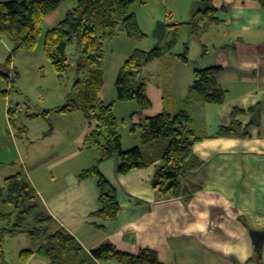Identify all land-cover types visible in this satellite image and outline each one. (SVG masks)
<instances>
[{"label":"crops","instance_id":"crops-1","mask_svg":"<svg viewBox=\"0 0 264 264\" xmlns=\"http://www.w3.org/2000/svg\"><path fill=\"white\" fill-rule=\"evenodd\" d=\"M160 2L169 12L165 19L155 12L144 23L147 32L133 12L150 43L156 41L150 33L158 19L166 24L159 45L174 43L142 68L151 106L131 116L134 106L130 127L164 109L175 112L191 99L190 111L203 136L193 145L202 165L186 180L196 189L173 198L160 196L152 185L155 163L120 174L117 159L111 158L99 163L98 169L114 188L120 210L109 221L95 216L100 209L97 180L79 177L99 157V149L91 148L96 145L84 144L90 130L86 119L80 130L65 136L51 127L35 133L31 126L22 127L26 136L20 137L19 147L14 146L13 159L7 162V149L0 144V171L9 169L0 185L20 173L55 224L87 250L109 242L128 255L151 252L162 264H264V241L260 256L256 255L249 234L250 229L264 230V7L258 0ZM206 8H211L209 15L202 13ZM174 23L183 24L170 27ZM211 66L219 68L214 79L226 91L222 104H201L189 92L194 70ZM104 75L103 71L98 97L105 102ZM233 121L235 135L218 134ZM85 147L95 152L84 153ZM22 249L12 264L48 263L36 252L22 262Z\"/></svg>","mask_w":264,"mask_h":264},{"label":"trees","instance_id":"trees-1","mask_svg":"<svg viewBox=\"0 0 264 264\" xmlns=\"http://www.w3.org/2000/svg\"><path fill=\"white\" fill-rule=\"evenodd\" d=\"M64 1L0 0V39L10 45L6 63H10L16 52L35 49L46 15L57 10ZM258 1L264 7V0ZM133 2L76 0L75 6L67 9L64 16L46 31L43 42L44 53L59 77L71 66L66 56L69 45H74L80 53L75 66L77 70H89L84 81L75 82L77 93L56 110H80L88 122L90 130L84 144L96 145L99 157L95 164L83 169L79 177L96 178L100 209L94 215L105 221L113 220L120 207L114 188L98 169L99 163L116 158L120 174L155 163L152 185L158 195L166 198L194 191L195 186L186 184L187 176L202 165L193 150L194 143L203 136L198 134L190 111L191 99H187L183 107L175 112L164 109L159 114L131 125L130 132L138 134L139 144L125 150L118 132L119 122L113 113V103H105L98 97L104 83L103 41L120 31L133 40L146 36L135 14L130 11ZM209 9L206 8L202 13L209 15ZM182 24L174 23L170 27ZM173 43L172 40L164 46L157 45L149 50L136 48L120 67L115 80L116 96L118 101L136 103L137 109L131 116L151 106L146 96L145 80L141 76L142 68L162 56ZM181 55L185 57V54ZM218 70L214 66L194 70L189 92L201 104H222L225 101L226 91L214 79ZM235 122L228 127H221L218 134L235 135L238 132L233 125ZM0 197L13 206L9 213L0 212V264L6 263L3 250L5 239L19 233L38 240L35 251L26 248L20 250L22 262L36 252L48 260L47 264H100L109 260L126 264H162L151 252L141 251L137 255H128L118 251L109 242L85 249L74 235L55 224L34 189L20 173L4 179L0 185Z\"/></svg>","mask_w":264,"mask_h":264},{"label":"rangeland","instance_id":"rangeland-1","mask_svg":"<svg viewBox=\"0 0 264 264\" xmlns=\"http://www.w3.org/2000/svg\"><path fill=\"white\" fill-rule=\"evenodd\" d=\"M139 1L132 3L130 11L136 12L142 30L147 32L144 23L155 12L160 13L165 19L164 13L169 12V8L165 9L160 0H143L145 3L143 5ZM75 4L76 0H66L57 10L48 13L42 23L41 34L35 49L14 53L10 63H6L9 45L4 39L0 40V144L7 149L4 155L7 162L14 158V146L21 145H19L20 137L25 138L26 136L20 131L22 127L30 128L31 126L33 133L51 127L65 136L66 133L80 130L83 125L81 123H85L84 115L80 110H56L64 106L77 93L78 88L75 87V82L84 81L88 76V69L77 70L75 67L80 53L74 45L67 47L66 56L71 66L62 77H59L43 50L46 31L53 27L64 16L67 9L74 7ZM158 20H155V23ZM150 36H152L151 33ZM150 38L146 35L140 40H133L120 31L103 41L102 68L107 84L105 102L113 103V113L119 122L118 132L122 137V147L125 150L139 144L138 134L130 132L131 109L137 105L134 101L117 100L115 80L123 62L134 49L148 50L153 47L154 42L150 43ZM191 64L189 63L188 66L191 67ZM4 116H6V121ZM35 116L48 117L44 119ZM91 148L98 150L97 146ZM95 150L85 147L83 152H95ZM8 171V168L0 171V178L4 177ZM9 208H12V205L3 202L0 198V211L6 212ZM37 242V239L23 233L7 237L3 243L4 260L8 264L16 262L18 249H33Z\"/></svg>","mask_w":264,"mask_h":264},{"label":"water","instance_id":"water-1","mask_svg":"<svg viewBox=\"0 0 264 264\" xmlns=\"http://www.w3.org/2000/svg\"><path fill=\"white\" fill-rule=\"evenodd\" d=\"M165 34H166L165 22L162 20L156 21L155 27L151 33L152 37H154L156 39L153 47H156L157 45H159L164 40ZM249 234H250L252 241H253L254 250L260 256L262 244L264 241V230H252V229H250Z\"/></svg>","mask_w":264,"mask_h":264},{"label":"bare ground","instance_id":"bare-ground-1","mask_svg":"<svg viewBox=\"0 0 264 264\" xmlns=\"http://www.w3.org/2000/svg\"><path fill=\"white\" fill-rule=\"evenodd\" d=\"M7 108V107H6ZM9 109H10V107H9Z\"/></svg>","mask_w":264,"mask_h":264}]
</instances>
